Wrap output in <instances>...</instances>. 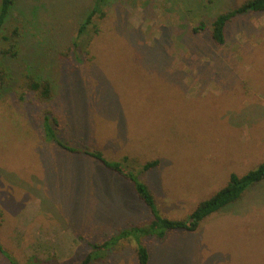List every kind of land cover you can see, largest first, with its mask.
Wrapping results in <instances>:
<instances>
[{
  "label": "rangeland",
  "instance_id": "obj_1",
  "mask_svg": "<svg viewBox=\"0 0 264 264\" xmlns=\"http://www.w3.org/2000/svg\"><path fill=\"white\" fill-rule=\"evenodd\" d=\"M244 1L107 0L76 47L94 0H17L20 51L0 86V242L19 264H80L152 219L132 183L46 140V111L62 144L127 158L170 219L264 161V11L232 18L223 45L210 30ZM27 74L50 79L52 98L28 91ZM142 244L148 264H264V181L196 231ZM136 247L121 240L91 264H140Z\"/></svg>",
  "mask_w": 264,
  "mask_h": 264
},
{
  "label": "trees",
  "instance_id": "obj_2",
  "mask_svg": "<svg viewBox=\"0 0 264 264\" xmlns=\"http://www.w3.org/2000/svg\"><path fill=\"white\" fill-rule=\"evenodd\" d=\"M107 0H94L92 10L88 13L84 22L79 26L77 40L74 43L76 47L83 46V36L88 35L89 26L93 25L95 17L103 18V9ZM17 6V0H0V86L7 87L10 79V69L7 60L17 58L20 51V37L22 36L21 24L11 22L12 12ZM264 0H245L240 6L216 16L211 23V37L219 45L226 41V26L232 18L237 15L248 12H263ZM205 25L195 28V31L202 29ZM81 40L82 44L78 41ZM25 85L28 91L38 94L42 101H47L53 96L52 82L48 78L25 76ZM50 111H46L43 119V126L46 140L48 142H57L66 151L76 154H85L101 163L107 169L115 172L127 181L133 184L138 197L144 202L152 213L150 222L143 225H134L130 228L119 231L109 240L101 245L94 244L92 250L84 257L80 264H91L98 261L107 251L112 250L121 240H134L137 243L136 251L140 264H148L149 252L146 246L142 244L145 237H155L163 239L170 232H193L196 231L200 224L209 218L212 214L234 204L242 199L249 188L264 181V161L256 168L248 171L243 175L231 173L227 184L216 192L210 198L201 201L197 207L185 218L170 219L161 215L154 192L142 180L137 173L128 166V159L123 161H111L107 159L102 152L81 150L75 147L64 145L58 141L54 125L58 123L56 115L51 116ZM159 164L158 160L146 163L142 171L147 172ZM0 254L8 261L9 264H19L18 260L7 250L4 249L0 242ZM29 264H46L45 260L37 257L28 259Z\"/></svg>",
  "mask_w": 264,
  "mask_h": 264
}]
</instances>
